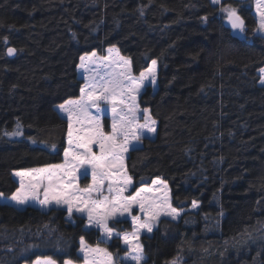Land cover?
<instances>
[{
    "label": "trees",
    "instance_id": "obj_1",
    "mask_svg": "<svg viewBox=\"0 0 264 264\" xmlns=\"http://www.w3.org/2000/svg\"><path fill=\"white\" fill-rule=\"evenodd\" d=\"M227 4L245 21L243 39L210 0H0V192L18 188L15 171L63 162L68 121L57 106L81 95L80 57L115 46L134 75L158 63L157 88L139 96L157 132L128 153L131 191L161 178L185 210L141 237L142 264H264V33L252 0ZM81 237L125 251L65 209L0 200V264L81 262Z\"/></svg>",
    "mask_w": 264,
    "mask_h": 264
},
{
    "label": "snow or ice",
    "instance_id": "obj_2",
    "mask_svg": "<svg viewBox=\"0 0 264 264\" xmlns=\"http://www.w3.org/2000/svg\"><path fill=\"white\" fill-rule=\"evenodd\" d=\"M237 2L239 3V0ZM211 3L221 6L220 10L227 14L232 29L240 33L245 31L244 19L235 7L231 4L222 5V0H211ZM254 6L259 17L256 31L264 33V0H254ZM203 19L206 21L208 18L205 16ZM4 41L7 42V37H4ZM113 51H116L117 57L123 61L125 70L97 79L99 74L88 67L89 64L95 63L93 58L97 54L92 52L90 55L81 56L79 66L89 73L87 83L80 89L81 95L78 100H68L58 106L60 111L67 114L68 121L69 149L64 152L65 163L15 171L13 175L20 178L19 187L9 196L0 192V200L14 202L16 205H25L29 200L38 201L41 205L53 203L64 205L69 217L74 211L86 214L87 227L101 228L109 239L113 237L114 232L108 221L120 222L119 218L125 214L131 216L133 207H138L146 218L141 220L139 216H131L134 230L131 233L125 232L122 236L120 233L115 235L128 246L129 258L136 264H141L144 259L143 247L139 243L141 231L151 233L161 214L175 219L179 212L171 207L170 197L166 191L167 184L160 180L154 181L153 184L160 185L164 190L161 197L153 199L142 195L153 191L147 188L139 189L135 195H124L132 184L124 165L125 153L129 150L130 142L139 141L145 132L156 131V121L152 119L148 109L143 113L144 123L138 122L137 113L140 110L136 101L146 79L150 77L149 82L155 84L157 62L153 60L152 67L147 73L141 72L137 79L131 75V61L119 57L118 50L109 49V57L102 59H111ZM16 52V48H7L9 56L15 55ZM260 73V83L264 85V68L260 69ZM102 103L110 107L102 108ZM91 109L96 110L94 115ZM109 112L111 130L105 132L103 117ZM77 173L85 178L90 175L91 184L81 189L77 183ZM105 181L108 182L109 195L103 196V199H93V193L97 196L103 194ZM193 207H197L195 202ZM80 251L84 254V264H96L94 254L101 253L106 257V264H113L111 254L106 249L91 248L83 237L80 239ZM177 260L172 264H177ZM36 264H55V261L48 257L38 260ZM65 264L72 262L66 261Z\"/></svg>",
    "mask_w": 264,
    "mask_h": 264
},
{
    "label": "rangeland",
    "instance_id": "obj_3",
    "mask_svg": "<svg viewBox=\"0 0 264 264\" xmlns=\"http://www.w3.org/2000/svg\"><path fill=\"white\" fill-rule=\"evenodd\" d=\"M211 1V0H210ZM223 1V0H222ZM253 1V13L256 17V20H257V27H258V24H259V17L256 15V12H255V6H254V0ZM214 5V4H213ZM226 15V21H227V14L225 13ZM109 49H115V50H118V54H119V57L123 58L124 60H130L129 57H126V56H123L119 49L115 46H112V47H109L107 50H106V54L105 55H100L98 53H96V57L93 58L95 63H92V64H89L88 67L90 69H92L94 72H97L99 75L96 77L97 79H99L100 77H107V76H110L112 75L113 73H116V74H119L121 72H123L125 69H124V66H123V61L120 60L118 57H117V52L116 51H113L111 53V59H102V58H105V57H109V52L108 50ZM88 55H90L91 53H87ZM86 54H84L83 56H85ZM131 61V60H130ZM157 62V61H156ZM80 65V64H79ZM131 67V75L134 76L135 78L139 79L140 75H134L133 74V71H132V65H130ZM152 67V62L149 66L148 69H150ZM264 68V67H263ZM148 69H146L145 73H147ZM260 73V71H259ZM157 74H158V63H156V81H155V84H151L149 81H150V77L148 79H146L144 81V86L140 89L139 91V94L137 95V101L136 103L138 104L139 106V112L137 113V116L139 117V120L138 122L143 124L144 123V119H143V113H144V110L147 109V108H142L139 104V96L140 94L144 91V89L148 86V85H151L153 87V89L155 90L157 88V85H158V81H157ZM89 73L85 72L83 69L80 68V66H78V76L80 78H82L84 80V84L82 86V88L84 87L85 83H87V77H88ZM260 79H261V73H260ZM260 83V82H259ZM261 84V83H260ZM262 85V84H261ZM80 97H77V98H71L69 100H78ZM68 101V100H67ZM66 102V101H65ZM64 102V103H65ZM63 103V104H64ZM61 105V104H60ZM59 106V105H58ZM57 106V110L59 111V113L64 116L65 118H67V114L66 113H63L62 111L59 110V107ZM101 107L104 108V107H110L108 105H105V104H101ZM149 110V109H148ZM93 115L95 114V109H91ZM150 112V110H149ZM151 114V112H150ZM151 117L152 119H154L156 121V131L154 133H148V132H145L144 136L141 137V139L139 141H135V140H132L130 142V147H129V150L127 153H125V159H124V165H125V168L127 170V166H126V159L128 157V153L131 149L133 148H136V147H139L141 144H142V140L143 138L145 137H151V138H154L156 136V132H157V120L152 116L151 114ZM108 121V122H107ZM111 113H107L104 117H103V124H104V130H105V127L106 125L108 124L109 126V130L105 132H109L111 130ZM75 135V133H74ZM69 149V144H67V147L65 150ZM97 149L94 147V151H96ZM70 159V157H69ZM65 163V157L63 155V162L59 163V164H54V165H61V164H64ZM49 166V165H48ZM48 166H44V167H39V168H46ZM30 169H33V168H30ZM22 170H25V169H22ZM19 171V170H18ZM127 174L129 175L128 171H127ZM14 176V175H13ZM77 176H78V179H77V183L79 185V187L81 189L87 187L89 184H91V176L89 175L87 178L83 177V176H80L79 173H77ZM15 180L17 181L18 183V187H19V180L20 178L19 177H16L14 176ZM157 180H160V181H163L164 183L167 184V193H168V196L170 197V204H171V207L172 208H175L173 205H172V201H171V191H170V187L168 185V183L164 180H162L161 178H156L154 181H157ZM153 181V182H154ZM153 182L150 184V185H145L143 187H140L139 189L141 188H147V189H153L152 192H148V193H142V195H147L149 197H152L153 199H155L156 197H161L164 193V190L162 189V187L160 185H154ZM107 186H108V182L105 181L104 183V191H103V194L100 195V196H97L95 193H93V199H103V196H107L109 195L108 191H107ZM131 187H132V184L128 187L127 191L124 192V195L125 196H129V195H135V192L138 191L139 189H137L135 192H132L131 191ZM156 189H160L159 191H157ZM41 199H43V196H41ZM2 202H5L3 200H1ZM7 203H11L13 204L14 206L16 207H19V208H26L28 206H35L37 208H40V209H43V210H50L51 208H62V209H65L66 210V206L64 205H56L55 203L53 204H49V205H41L38 201H32V200H29V202L25 205H16L14 202H7ZM197 204V207H193V205L191 206V210H197L198 209V203ZM178 212H179V216H177L175 219H173L171 216H168V215H164V214H161L158 221H156L154 227H153V231L157 228L158 226V223L161 219L163 218H169V219H173V220H178L180 218V216L182 215V213L185 211V210H180V209H177L175 208ZM67 211V210H66ZM75 215H79L81 217H84L86 219V227L88 225V220H87V216L86 214H82V213H78V212H73L72 216L69 217L68 215V212H67V218L69 220H74V216ZM131 216H139L141 218V220H144L146 217L143 213L140 212L139 208L138 207H133L132 209V213H131ZM131 216L130 215H127L125 214L124 217H121L119 218L120 220H127L130 222L131 224V229L130 230H124V231H118L116 229L113 228V232H114V235L111 239H109L108 237L105 236L103 230L99 227H96V226H91V227H87L88 229H91V228H94V229H97L99 230L100 232V239L105 242V243H110L111 241H113L114 239H116V235L115 233H120L121 236L127 232V233H131L134 228H133V225H132V221H131ZM112 220H109L108 221V224H109V227L110 226V222ZM112 228V227H111ZM153 231L151 233H148L147 231H141V234H140V238H139V243L142 245L143 247V244H142V241H141V237L144 235V234H147V235H151L153 233ZM121 240V245L122 247L125 249V251L123 253H121L118 257H115V255H113L109 249L104 246L103 244H97V245H90L87 244L91 247V248H100V249H106L108 253L111 254V257H112V261H113V264H117L118 261L122 262V263H125V264H136L135 261L131 260L128 256V252H127V248L128 246L125 245L123 243V240ZM95 255V259H96V264H106V257L101 253V254H94ZM79 256L81 257V262H74V261H71V260H67V261H71L72 264H84V259H83V256L84 254L79 250ZM143 256H144V259L143 261L141 262L144 263V261L146 260V253L144 251V247H143ZM45 258H48V257H40V258H37L35 261H33L32 263H25V264H36V262L38 260H44ZM52 259V258H51ZM54 260V259H52ZM55 261V264H59L56 260ZM66 262V261H65ZM65 262L63 264H65Z\"/></svg>",
    "mask_w": 264,
    "mask_h": 264
},
{
    "label": "water",
    "instance_id": "obj_4",
    "mask_svg": "<svg viewBox=\"0 0 264 264\" xmlns=\"http://www.w3.org/2000/svg\"><path fill=\"white\" fill-rule=\"evenodd\" d=\"M239 14V13H238ZM240 15V14H239ZM241 16V15H240ZM245 22V21H244ZM226 24L231 28L228 20L226 21ZM245 27H246V24H245ZM232 29V28H231ZM233 30V34L238 37L239 39H243L245 37V31L243 33H240L238 30ZM16 55V54H15ZM15 55H12L11 57H14Z\"/></svg>",
    "mask_w": 264,
    "mask_h": 264
}]
</instances>
